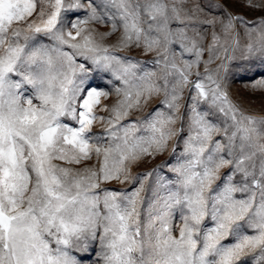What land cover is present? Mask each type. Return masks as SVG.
Here are the masks:
<instances>
[{
	"label": "snow or ice",
	"instance_id": "6c2138e0",
	"mask_svg": "<svg viewBox=\"0 0 264 264\" xmlns=\"http://www.w3.org/2000/svg\"><path fill=\"white\" fill-rule=\"evenodd\" d=\"M244 3L264 11V0ZM84 9V19L67 20ZM225 17L197 23H219L226 36L243 24L251 42L242 58L264 61V17L252 28L242 16ZM195 18L183 0H0V264H83L85 257L73 253L94 251L97 242L102 264H264V118L244 115L228 98L221 71L230 57L227 47L223 58L218 54L216 32L204 71L189 79L204 53L199 33L188 35L196 32ZM93 21L111 23L101 39L122 29L117 43L83 35ZM177 43L196 59L178 67ZM132 47L154 53L159 72L138 75L140 61L113 54ZM101 73L123 85L115 88L123 99L100 109L109 117L94 111L110 94L91 84ZM188 87L196 94L187 159L169 169L178 174L174 183L157 176L145 201L142 178L131 177L129 166L165 152L179 135L172 126ZM161 93L167 114L157 108L142 121L119 123ZM201 101L207 109H198ZM97 121L107 124L103 133L92 131ZM93 158L96 165L83 166ZM111 181L140 186L101 187Z\"/></svg>",
	"mask_w": 264,
	"mask_h": 264
},
{
	"label": "rangeland",
	"instance_id": "374dc122",
	"mask_svg": "<svg viewBox=\"0 0 264 264\" xmlns=\"http://www.w3.org/2000/svg\"><path fill=\"white\" fill-rule=\"evenodd\" d=\"M184 12L186 14L195 13L196 18L192 21L196 25V32L189 30L188 35L190 37L195 36L196 33H199V36H196L200 46L204 49V53L201 56V66L199 69L193 68V75L189 77L190 80H195V72L199 70L203 72V61L208 59L209 53L207 51L208 46L212 43V33L216 32L220 37L217 51L221 58L224 57L225 53L223 49L228 48L227 55L230 59L225 61V68L221 71L223 77L224 90L228 93V98L232 101L233 104L244 115L253 116L257 119L264 118V61L257 57L253 58H242L244 53L245 46L251 42L250 38L246 35L247 29L243 24H238L236 26V32L225 35L219 23L215 27L209 24L197 23V21L204 20H225V14L231 13L236 16H242L246 21L249 22L248 28L258 27L259 21L264 17V11H254L245 6L244 0H183ZM86 14V9L81 10L80 12H69L67 13V20H70L72 23H75L77 19H84ZM70 24L66 23V30H70ZM86 31L83 35L92 34L94 40L97 43H102L105 46H111L117 43L119 40L122 29L112 36L101 39V34L109 32L111 30V23H98L91 22L83 26ZM200 37L203 39L201 40ZM239 40V47L233 50V40ZM78 39H80L78 37ZM45 42L46 39H45ZM188 44V41H185ZM190 46V45H189ZM173 51L175 52L174 63L178 67H182L185 61H192L196 59L195 52L183 51L180 47V44H174L172 46ZM110 50H112L110 48ZM113 54L120 57H130L133 62L140 61V68H138L137 74L140 75L143 71H153L159 72L162 65H155L154 60L157 59L154 53L145 54L141 49L132 47L131 49H116L113 51ZM79 62H83L82 58H78ZM220 61L216 60L214 63L209 65L211 70H215L219 65ZM94 78L91 80V84L94 87L109 91V96L107 98H101V103L97 106L94 111L96 115L109 117L112 115L110 111L100 110L103 106L107 105L109 109L117 103L118 100L123 99V96H117L115 93L116 87H122L121 81L115 80L111 73H101L93 74ZM111 81V83L109 82ZM195 90L191 87L185 88L183 92V99L180 102V119L177 121L174 127L179 131V135L173 137L168 142V148L165 152L157 155L155 158L151 157H142L140 160L132 163L129 166V175L131 177L140 176L144 184V192L142 193L145 201L148 198H151V190L156 187V178L157 176L163 177L165 182L171 181L175 182L177 180V173L170 171L169 169L173 166H179L183 164L187 157L183 155L185 148V140L189 136L188 124L189 116L191 115L192 101L190 96H195ZM163 100V93L159 96L152 97L148 103L143 104L140 108H132L129 110V114L126 117H123L119 123L127 124L136 121H142L146 117H149L153 113L154 109L160 108L166 114L169 110L166 107L161 106V101ZM34 104H39L38 100H33ZM208 108V104L201 101L198 106L199 110H204ZM214 123L219 122V114L215 117H210ZM107 127V124L104 122L97 121L93 125L92 131L94 133H103L104 129ZM138 134L147 135L143 131ZM215 139V137H214ZM175 148V152H173ZM127 163V162H126ZM97 161L93 158L92 161L86 162L83 166H92L96 165ZM73 168H80L82 165H65ZM155 170V171H154ZM227 171L223 169L222 172ZM153 173L152 176L143 179L144 175L147 173ZM216 183H219L217 181ZM139 183L133 184L131 181L125 183H120L118 181H111L106 184H102L101 187H106L109 189L117 190H131L133 187H139ZM215 187V184L213 185ZM241 193H236L237 198L241 197ZM171 223L175 229L174 235H178V229L181 226L179 212L174 210L171 218ZM100 245L97 242L94 245V251H89L88 253H73L77 258L85 257L83 264H97L100 262Z\"/></svg>",
	"mask_w": 264,
	"mask_h": 264
}]
</instances>
